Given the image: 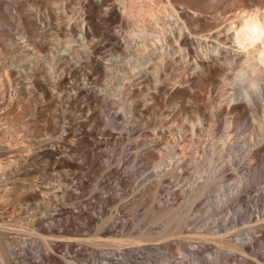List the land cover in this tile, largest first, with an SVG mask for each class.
<instances>
[{
	"label": "rangeland",
	"instance_id": "1",
	"mask_svg": "<svg viewBox=\"0 0 264 264\" xmlns=\"http://www.w3.org/2000/svg\"><path fill=\"white\" fill-rule=\"evenodd\" d=\"M139 1L147 8L159 9L165 0ZM165 29L167 33H170L168 27ZM134 35L136 36V34ZM113 51L112 49L106 50L105 55L108 56L110 53V56L104 58L107 62L105 63V76L102 77L103 81L100 80L101 83L94 85H97L96 90H98L99 97L97 95H85L73 100L69 96L70 92L67 94L66 90L68 91V89L65 87L61 91L58 89L50 90L48 87L55 88V80H51L47 72L37 70V79H41L42 76L45 78L44 82L39 81L40 87H29L28 89H33L34 92L28 96L27 89L19 85L18 91L21 90V95L17 98L20 100H15L17 101L15 106L6 105L0 109V137L2 140L0 143L3 149L2 153H4L1 156V161L4 162L0 169V217L1 214L5 216L3 214H6L7 208L12 210L13 214L17 213V209H14L13 206L16 198L27 196V189L22 187V183L42 182L41 185H51V187L60 183L59 186L54 187L55 189H50L46 193L45 199L50 197L49 194L51 196L58 194L59 196L56 195L57 200H62L64 197L58 192L60 187L68 184L64 181L65 177L62 178L64 175L60 168L63 167L64 169L66 167L67 169L73 168L69 170L72 173V175L70 174L71 177L78 174L83 176L78 175L81 178H79L81 184L78 182L75 185L74 182L68 184L69 187L75 189V192L79 193V196L81 194V197L77 199L64 198L62 201L66 204L58 200L54 207L61 208L64 205L66 207L71 205L70 207L75 208L76 202L83 201L85 198L94 202V208H90L89 212L94 216L96 215L95 218L97 217L96 221L90 223L87 217L83 219V216H80L78 218L79 215L74 213L72 215L74 220L79 222L83 229L86 228L80 231V234H74L71 231L66 232V230L59 234V232H45L36 228L35 233L28 236L18 232H14L11 236H4L6 237L4 244L10 250L15 244L20 249L26 246L28 252L30 251L29 254L31 253L30 255L39 259H43V255L49 252L52 253L53 257L44 258L43 264H106L111 259H114V264H244L245 253L237 251L238 258L233 257V252L228 250L226 245L212 240L211 229L213 224L224 227L226 219L231 218L230 227L222 232L243 241L246 236L250 235V232L255 231V226L264 227V161L259 164L254 163L250 153L252 144L261 145L264 143V121L257 117V112L253 110L254 100L247 102L252 108L247 112L249 115L231 110L230 103L238 101L239 98L235 89L242 87V81L228 78L227 73L218 75L215 83L214 81L207 82L209 87L205 85L206 90L202 86L199 87L200 89L197 87L198 90L197 88L194 90L202 91L203 98L201 97L202 100L199 102L203 103V106H206V100L207 104L211 101L205 107L206 110L208 107L213 110L216 106H222L226 108V111H223L220 116L214 115L209 109L208 113L210 114L207 113L209 116L205 114L203 119L197 121L196 113L191 114L193 111L191 106L194 103L197 105L199 102H196L192 97L184 98L185 101L181 98L168 99V93L164 95L165 99L162 96L157 97L159 96L156 95L157 82L154 81L155 85L150 78L144 77L143 79L142 75L138 76L136 73L138 62L134 58L128 56L130 59L127 60V56L124 57L127 61L122 58L125 61L121 60L123 67L119 63L122 72L117 69L113 70L116 65L115 63L110 64L116 59L113 57L116 54H111ZM45 55L48 58V52L45 51ZM56 57L55 55L50 56L49 61H51L45 62L50 68L55 67L54 70H56ZM125 67L129 70L124 69ZM181 70L183 69L181 68ZM179 71L180 67L167 71L168 80L166 83L170 88H174L173 85L179 86L180 83L172 79V76H176ZM84 78V74H81L82 81L80 82L83 84L87 82V79ZM117 78L121 82L123 81L121 95L116 92L117 81H120ZM104 79L106 80L104 81ZM35 87L38 90H35ZM145 87L149 88L146 89ZM138 90H142L140 94H138ZM154 96L157 98L155 99ZM161 100L166 103L163 104ZM72 101L75 102L72 103ZM189 101L195 102L190 103ZM259 101L262 100L259 98ZM4 102H6V98H2L0 94V103ZM216 102L219 103V106ZM185 103L186 105L189 103L191 106H185L186 109H184L181 106ZM178 105L181 107L180 111ZM183 109L186 112L182 111ZM85 110L97 111V115L92 117L93 120H87ZM18 111H26L25 118L22 116L18 118L20 116ZM169 113L177 119L175 117L173 119L172 116L171 118ZM66 114L68 116L73 115L72 119H75L76 116L75 122L86 119L87 126L94 127L91 128L95 136H92V140H98L97 142L100 143V147L97 148L98 153H93L91 156L87 155L88 151L94 150L95 147L90 144L91 149L88 147L90 145L84 143L81 146H85V148L78 145L81 149L77 147L75 151L67 154L69 156H67L68 161H60L50 156L41 157L43 160L40 157L35 158L37 156L32 155V146L30 148L28 146L36 147L40 140L48 136L46 132L49 125L51 126V122H53V127L59 118L58 125H62L60 131L66 132V127L63 128V125L66 124L65 120L68 118ZM140 114L142 116H139ZM64 115L66 116L65 120ZM194 116L196 118H193ZM35 118L37 120H34ZM80 118L82 119L80 120ZM190 118H193L192 121ZM61 119L64 120L63 123L65 124H61ZM220 119L221 121H219ZM181 121L184 125L180 123ZM215 121L216 123H213ZM223 121L224 123H222ZM258 121L263 125L261 126ZM178 123L182 125L179 127ZM182 126L185 127L180 129ZM193 129L198 130L193 131ZM108 130L110 131L107 132ZM173 131H176V134ZM99 134L100 136H98ZM171 134L172 136H170ZM101 151L102 153H100ZM63 162L70 163V165ZM55 166H57L58 171L55 170ZM215 166L219 171L217 180L210 177V172ZM52 168L56 171V175L49 173L53 170ZM37 187L39 188V186ZM97 196L99 197L97 198ZM253 208H255V212L251 213ZM56 211L58 220L48 218L47 224L53 223L61 227V223L65 222L67 214L65 216L61 209ZM22 219L19 218V220ZM21 222L28 225L27 219L25 222L24 220ZM105 225H115L114 233L102 234L101 228ZM64 231L69 235L65 234ZM21 234L25 237L24 239H22ZM26 237L30 239L28 238V240ZM68 237L87 239L86 243L82 245V252H72L70 257L65 254L64 249L57 250L52 247L53 240L66 241L69 239ZM94 238L97 240H94L95 243L90 241ZM201 238H203L202 241H200ZM98 239H109L111 242L108 240L110 243L107 244L106 242L104 245L101 242L100 246ZM96 243L98 246L95 245ZM1 254L2 244L0 243V256ZM250 257L256 259L254 255ZM0 263H3L1 258Z\"/></svg>",
	"mask_w": 264,
	"mask_h": 264
},
{
	"label": "bare ground",
	"instance_id": "2",
	"mask_svg": "<svg viewBox=\"0 0 264 264\" xmlns=\"http://www.w3.org/2000/svg\"><path fill=\"white\" fill-rule=\"evenodd\" d=\"M166 27L169 28L170 33H167ZM134 34H136V36ZM109 49L115 51H113V53L111 52L112 55L114 53L116 54V56H113L116 57L115 61L110 62V64H116V68L113 67L114 64L112 66L114 71L115 69L121 70L119 63L121 67H123L122 61L125 60L124 57L127 56V60H129L130 57L134 58L138 62V70L136 72L138 76L142 75L141 77H143V79L146 77V79L150 78L152 82L156 81V95H159L157 97L162 96L164 99V95L168 93V99L176 100V98H181L184 100L186 97H192L196 102H199V100H202L201 97L203 93L201 90V92L197 91L198 88L202 86V88L204 87L206 90V88L209 87L207 82L214 81L215 83L218 75L227 73L228 78L240 79L242 81V87L235 89L239 98L237 99L235 97L238 101L230 103V109L240 114H245L252 109L247 102L254 100L255 105L253 106V110L257 112V117L264 121V0H165L160 5L159 9L155 7L147 8L139 0H0V94L2 98H6V102L0 103V109L6 105L15 106L17 103L15 100H20V98H17L21 95V90L18 91L19 85L27 89L28 96L32 95L34 92L33 89L29 90V87H40L39 81L44 82L45 78L42 76L41 79H37V70L47 72L49 78L55 80V88L52 89L48 87L50 90L55 91L58 89L61 91L65 87L68 89V91L65 89L66 92H68L67 94L70 92L69 96L73 100L79 99L85 95H97L99 97L98 90H96L97 85H94L98 84L100 80L103 79L102 77L106 71L105 63H107L104 58L110 56V53L108 54L107 52V56L105 52ZM45 51L48 52V58L47 55H45ZM53 55H55V57L57 55L56 60L54 58L56 70H54L55 67L50 68L45 64V62L51 61H49V58ZM128 56L130 57L128 58ZM122 58H124V60H122ZM176 67H180V71L176 76H172V79L183 85H175L176 87L173 85L174 88L171 87V89L168 83H166L168 80L167 71ZM126 68L127 67L124 69ZM181 68L183 70H181ZM118 72L119 71H117V73ZM120 72H122V70ZM81 74H84L87 79L86 83L89 81L92 85L85 83L86 86L80 82L82 81ZM122 77L124 76L122 75ZM118 78L117 80L121 79V77L120 79ZM105 80L106 79H104V81ZM122 82L121 80L117 81L118 86L116 92L120 95L123 92ZM153 84L156 85L155 82ZM205 85H207V87ZM145 88L144 90L149 87ZM195 88H197L196 91L194 90ZM35 90L38 89L35 87ZM141 91L142 90H140L138 94H140ZM100 93L102 94V92H99V94ZM205 94L207 93L205 92ZM205 94L204 96H206ZM103 95L106 94L103 93ZM157 97H155V99ZM210 97L213 96L210 95ZM259 98L262 101H259ZM88 101L85 102L89 103ZM74 102L72 101V103ZM172 102L174 101L172 100ZM205 102L207 106L211 101H209L208 104L207 100ZM164 103L166 102H163V104ZM185 106L188 107L191 105H189V103L186 105L185 103L181 107L186 109ZM206 106H203V103L201 104L200 102L197 103V105L194 103L191 106L193 111H191V109L190 111L192 115L196 113L198 119L195 117L196 115L193 118L200 121L199 119H203L205 114H210L208 112L211 107H208V110H206ZM181 107L179 106V111ZM97 108L99 107L97 106ZM184 109L182 111H185ZM92 110L84 111L87 120H93L92 117H95L97 111L99 112L98 109H96L97 111ZM210 111L214 115L221 116L223 111H226V108L216 106ZM172 112L174 113L175 111ZM18 114L20 116H18ZM18 114V118L21 116L25 118L24 115L26 111H18ZM175 115H177V113H175ZM72 116L66 118L64 115V120L65 118L67 119L65 120L66 124L63 123L64 120L61 119V124H65L63 128L66 127V132H64V130L63 132L60 131L62 125H58L60 121L59 118L57 123L55 122L56 120L54 121L56 124H54L53 127V122H51V126L49 125L48 131L46 132L48 136L40 140L36 147H33V145L28 146V148L32 146V155L37 156L35 158L50 156L60 161H68L69 156L67 154L75 151L77 147L80 148L84 143L94 145L95 147L94 150L88 151L87 155L89 154L91 156L93 153H98L97 148L100 147V143L97 142L98 140H92L94 131H92L93 129L91 128L94 127L90 128L87 126V120H81L82 118H80L81 121H77V123L74 121L76 120V116L75 119H72ZM139 116L142 115L140 114ZM171 116L173 119H177L174 115H170V117ZM208 116H206V118H208ZM192 119L190 118L191 121ZM217 119L219 118L217 117ZM34 120H37V118ZM219 121H221V119ZM207 122L209 123V121ZM258 122L261 126L263 125L260 121ZM180 123L183 124V121ZM180 123H178L179 127L182 125ZM213 123H216V121ZM222 123H224V121ZM197 126L196 124V127ZM183 127L185 126H182L180 129H183ZM194 130L196 129H193V131ZM109 131L110 130L107 132ZM175 132L173 131V133ZM188 132L190 133V131ZM116 135L118 134L116 133ZM98 136H100V134ZM170 136H172V134ZM1 141L0 137V142ZM91 145L88 147H91ZM81 147L85 148V146ZM2 150V145L0 143V169L4 162L1 161V156L4 154ZM82 151L84 152L83 149ZM100 153H102V151ZM250 153L254 163L259 164L264 161V143L261 145L252 144ZM90 159L92 158L90 157ZM64 164L70 165V163ZM79 164H77V166ZM252 165L254 164L252 163ZM55 167V170H57V166ZM70 169L73 168H60L64 175L62 178L65 177L64 181H66V184H73V182L74 185L77 182L81 184L82 182L79 180L80 177H78L79 174L75 177H71L70 174L72 175V173L69 171ZM55 170L53 169L50 172L48 170V172L54 175L56 173ZM74 173L76 174V171ZM218 176L219 171L215 166L210 172V177L213 178V180H217ZM62 178L60 176V181ZM40 183L42 184V182ZM40 183H34L33 181L22 183V187L27 189V196L16 198L13 206L14 209H17V213L13 214V211L7 208L6 214H8H3L5 216L1 214L0 243L2 244V254L0 258L3 263L0 264H43L44 258L49 259L53 257L52 253L49 252L43 255V257L41 255L43 259L35 258L30 255L31 253L29 254L30 251L28 252L26 246L20 249L17 244L10 250L4 244V239L6 238L4 236H11L14 232L22 233L23 235L26 234L28 236L35 233L34 231L36 228L37 230L45 232H59V234L61 231V233H63V230H66V232H74V234H80V231L86 228L83 229V226L74 220L72 216L74 213L79 215L77 216L78 218L80 216H83V219L87 217L90 223L91 221H96V215L94 216L89 212L90 208H94V202L92 200H86L84 198L85 200L83 199V201L76 202L75 208L70 207L71 205L69 207L61 205V208H55L54 205L57 204L58 200H61H57V196L59 195L56 194L57 196H51V194H49L50 197L48 199H45V197H47L46 193L49 192L50 189H55L54 187L59 186L60 183L58 185L56 184V186H54V184L52 186L53 188L51 185H49L50 188ZM48 183L50 182L48 181ZM68 184L67 186L64 184L60 187L61 189H58V193H61L62 197L66 199H77L81 197V194L79 196V193L75 192V189L69 187ZM74 185L72 186L75 187ZM37 186H39V188ZM99 196H97V198ZM62 203H64V201H62ZM60 209L63 210L64 215L67 214V216L65 215V222L61 223V227L53 223L47 224L48 218L58 220L56 210ZM252 211L251 213H254L255 208H253ZM19 218H23L22 220H24V222L25 219H27L28 225L22 223V220H19ZM231 222L232 219L229 218L224 222V227L213 224L211 229L213 239L212 237L210 238L226 245L228 250L233 252V257L235 258H238L237 251L245 253L244 264H264V227L255 226L254 232H250V235L246 236L245 240L239 241L228 236L226 232H222L230 227L229 225ZM115 228V225H105L101 228V232L102 234L114 233ZM65 234L69 235L68 233ZM15 236L17 235L15 234ZM29 237L26 238L28 239ZM60 237H62V235ZM24 238L25 237L22 239ZM27 239H25L26 242ZM202 239L203 238H201L200 241H202ZM94 240L95 238L90 241L95 243L97 240ZM108 240L101 239L98 242L101 246V242L103 245L106 244V242L107 244L109 241L111 242V240ZM85 241H87V239H82V237L69 238L66 241L56 239L53 240L52 247L57 250L64 249L65 254L70 256L72 252H82V245L86 243ZM97 243L95 244L96 246H98ZM119 247L122 246L119 245ZM56 251L55 253H58ZM251 255H254L256 259L250 257ZM14 258L17 259L15 260ZM114 262V259H111L106 264H114Z\"/></svg>",
	"mask_w": 264,
	"mask_h": 264
}]
</instances>
